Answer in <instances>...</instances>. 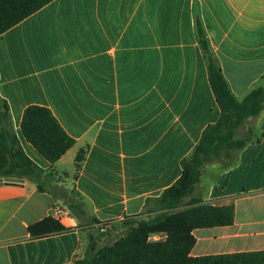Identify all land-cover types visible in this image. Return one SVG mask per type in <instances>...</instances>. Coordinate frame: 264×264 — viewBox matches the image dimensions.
Listing matches in <instances>:
<instances>
[{"label": "crops", "instance_id": "1", "mask_svg": "<svg viewBox=\"0 0 264 264\" xmlns=\"http://www.w3.org/2000/svg\"><path fill=\"white\" fill-rule=\"evenodd\" d=\"M196 16L232 93L243 99L264 80V0H55L0 36V96L24 152L46 176H64L60 187L75 190L89 209L83 219L70 214L50 176L43 191L27 179L0 185V264H75L83 220L138 216L180 179L182 160L221 115ZM191 49L197 70L184 74ZM31 105L52 110L77 141L53 169L22 134ZM254 130L261 140L232 168L215 162L201 177L196 195L233 204L235 220L194 230L193 257L264 252V110ZM57 207L68 211L61 222L72 230L32 238L29 226L54 217Z\"/></svg>", "mask_w": 264, "mask_h": 264}, {"label": "trees", "instance_id": "2", "mask_svg": "<svg viewBox=\"0 0 264 264\" xmlns=\"http://www.w3.org/2000/svg\"><path fill=\"white\" fill-rule=\"evenodd\" d=\"M55 0H0V36L29 18ZM199 43L208 66L211 88L221 115L216 123L203 131L193 152L182 160L183 173L178 181L162 195L149 198L144 213L155 214L149 219L131 221L126 218L125 232L112 244H101L91 237L83 258L75 264H264V252L235 253L193 257L196 244L194 230L224 227L234 224L235 206L204 203L196 195L197 186L206 167L219 162L222 169L232 168L239 153L253 141H260L254 130V119L264 110V80L243 99H237L223 74L217 57L211 49L200 16H196ZM244 128H246L244 130ZM24 138L51 165H54L76 145L52 110L31 105L26 108L21 122ZM88 148L76 157V175L86 159ZM51 178L54 174L49 175ZM49 176L24 152L16 134L6 100L0 96V179H27L38 185L40 191ZM79 195L75 190L73 191ZM68 208L79 218L88 213L85 201L68 202ZM92 224H106L90 218ZM72 230L55 217H46L29 226L32 238L62 234ZM162 234L164 240L151 237Z\"/></svg>", "mask_w": 264, "mask_h": 264}, {"label": "rangeland", "instance_id": "3", "mask_svg": "<svg viewBox=\"0 0 264 264\" xmlns=\"http://www.w3.org/2000/svg\"><path fill=\"white\" fill-rule=\"evenodd\" d=\"M195 58H196V54H195L194 50L191 49L190 62L188 64L184 65V67H183L184 74H189L192 71L197 70V66L194 64ZM150 86H151L152 91L158 90V68L152 67V76H151ZM245 129L246 128H244V130ZM68 167H69V169H71V165L65 166V169H67ZM61 175H64V174H61ZM70 175L72 177L74 176V178H75L74 174H70ZM63 177L58 176L56 178H53V181L56 182V183H54L55 188L54 187L52 188L53 191H56L61 197L63 195H66L67 196L66 199L68 200V202H77V203L84 202L79 197V195H77L76 193H74L71 190L65 189L64 185H62L60 187V184H62L60 182H61V180H63L62 179ZM85 208H86V211L88 212L89 209H88V206L86 203H85ZM70 214L76 215L72 211H70ZM154 215L155 214L144 213L142 216L133 217V219L131 221H136V220H141V219H149ZM88 221L89 220H83L81 222V224L79 225L80 232L82 233V238H83L81 258L84 257V254L88 248L89 240L91 237L95 238V240L99 241L101 244H104V245L105 244H112L126 230L125 224H124L127 221L126 218L121 220V221H114V222H110V223H106V224H92Z\"/></svg>", "mask_w": 264, "mask_h": 264}, {"label": "built area", "instance_id": "4", "mask_svg": "<svg viewBox=\"0 0 264 264\" xmlns=\"http://www.w3.org/2000/svg\"><path fill=\"white\" fill-rule=\"evenodd\" d=\"M68 214V211H64L62 208H54V217L60 221H62L65 217V215ZM151 240H152V237H151Z\"/></svg>", "mask_w": 264, "mask_h": 264}, {"label": "water", "instance_id": "5", "mask_svg": "<svg viewBox=\"0 0 264 264\" xmlns=\"http://www.w3.org/2000/svg\"><path fill=\"white\" fill-rule=\"evenodd\" d=\"M23 179H0V185L2 184H18V183H23Z\"/></svg>", "mask_w": 264, "mask_h": 264}]
</instances>
